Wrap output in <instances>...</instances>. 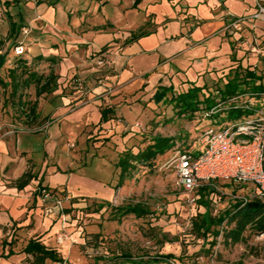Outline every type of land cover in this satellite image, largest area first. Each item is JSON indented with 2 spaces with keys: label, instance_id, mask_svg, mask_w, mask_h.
Masks as SVG:
<instances>
[{
  "label": "rangeland",
  "instance_id": "374dc122",
  "mask_svg": "<svg viewBox=\"0 0 264 264\" xmlns=\"http://www.w3.org/2000/svg\"><path fill=\"white\" fill-rule=\"evenodd\" d=\"M1 1H9V6H0V55L4 57L0 77L6 84L5 88L0 87V137L7 132L12 135L22 131L46 132L61 112L50 115V109L45 112L42 109L43 114H39L40 105H55L54 99L51 100L53 96L68 99L69 112L57 121L63 126V133L52 138L54 144L49 149L51 167L58 165L64 175L76 178L78 187L86 182L91 186L88 190L93 192L97 191L94 184L98 183L111 190L104 199L70 198L66 191H55L62 198L61 213L69 212L70 219L76 221L72 226V221L66 217L62 225L61 232L69 238L65 243L76 252L72 254L73 262L68 264H165L153 261L154 257L166 255L174 257L170 260L174 264H264V234L250 236L244 243L225 245L223 224L211 228L220 234L216 244L210 247L211 233L206 234L205 241L192 228V220L205 210L212 217H219L237 201L249 198L252 194L248 185L219 181L212 187L202 186L199 191L187 193L176 186L173 167L178 150L188 151L193 158L199 156L198 138L207 128L220 129L222 123L237 120L240 113L243 118L256 117L264 109V93L261 92L264 88L254 89V84L258 83L243 82L230 71L227 78L224 77L227 80L216 78L215 87L210 88H198L194 84L172 86L165 79L145 91L133 89L137 85L130 90L121 89L113 74L115 60L106 46L97 54L96 65L108 73L105 76L108 84L95 79L94 83L103 89L92 92L93 87L77 74H54L56 70L46 58L52 55L67 58L72 52L73 57L79 59L82 43L68 37L71 30L68 18L75 27L80 22L90 23L91 19L94 23L102 15L98 5L104 0H43L42 3L53 9L54 17L50 21L42 17L45 10L41 4L37 5L39 0ZM108 2L111 4V0ZM259 6L264 8L259 4L257 10ZM113 12L107 11L108 14ZM250 17L245 21L252 20ZM10 22L15 24L16 30L8 37ZM243 23L238 28L241 29ZM19 44L25 53L17 58L14 48ZM86 52L91 58L92 49ZM23 60L29 61L27 67L19 64ZM11 69H16L15 75L21 74L20 86L14 95L9 78ZM28 74L35 77L52 74L55 78L52 93L37 98L33 78L28 86L22 84ZM234 78L229 87L234 90L233 95L241 98L238 104L243 105L249 99L253 108L205 117L204 112L209 109L205 108L213 104L214 97L227 99L230 96L226 91ZM146 80L147 77H141L139 83ZM89 93L102 95L103 100L88 103ZM31 108L34 113L30 112ZM64 127L70 132L65 133ZM163 139H169L171 145H165L162 154L144 162L138 160L141 155L155 152ZM49 155L45 153V160ZM121 159H128L135 167L120 187L115 188L121 174L117 163ZM127 205H141L148 214L140 218L122 215L121 209ZM79 228L83 242L73 241V234ZM56 244L60 248L63 245L57 241Z\"/></svg>",
  "mask_w": 264,
  "mask_h": 264
},
{
  "label": "crops",
  "instance_id": "0c3cea01",
  "mask_svg": "<svg viewBox=\"0 0 264 264\" xmlns=\"http://www.w3.org/2000/svg\"><path fill=\"white\" fill-rule=\"evenodd\" d=\"M108 1H101L98 5V12L102 15L94 23L91 19L90 23L80 22L75 27L71 26L72 20L68 18L71 27L68 37L82 43V53L79 59L73 57L72 52L67 58L61 59L56 55L46 58L55 68L54 74H77L93 87L92 92L102 90L94 81L101 79L103 85H107L105 76L108 73L97 67V54L108 46L115 60L113 74L121 89L128 87L130 90L137 85L133 89L142 88L145 91L165 79L172 86L194 84L198 88H210L215 87L216 78H227L230 71L241 78L246 69L258 77L262 76L255 83L264 84V23L252 19L245 21L240 30L232 27L238 18L255 14L257 5L264 6V0H139L137 5H134L135 0H111V4ZM41 7L45 10L42 17L50 21L54 17L53 9L45 3H41ZM108 9L114 12L108 14ZM89 48L92 49L91 58L87 57ZM141 77H147V80L139 83ZM51 98L56 104L44 107L39 103L38 113L43 114L42 109L43 112L50 109V115L61 114L46 132L31 134L22 131L14 135L7 132L0 137V264H33V256L23 250L29 240L35 239L61 254L63 259V263L45 260L44 264L73 262L72 254L76 255L73 247L71 249L69 244L64 243L60 248L55 241L62 229V219L68 217L72 221L69 212L64 213L62 218L54 214L45 215L38 195L39 188L63 190L70 194V198L93 196L104 199L111 193L110 189L98 183L94 184L98 189L93 192L88 190L90 185L86 182L78 187L76 178L64 175L58 165L51 167L49 154L52 152L49 149L54 144L52 138L63 133V126L57 121L69 112L68 99ZM89 98L88 103L103 100L102 95L92 96V93H89ZM239 98L214 97L213 104L206 106L205 109H209L204 113L213 110L212 114H227L237 110L242 105L238 104ZM42 100L45 102L44 98ZM236 118L234 122L243 119V116ZM231 123L226 121L220 127ZM63 129L65 133L70 132L67 127ZM45 153L49 155L46 160ZM24 175H28L29 179L23 180ZM219 181L224 180L203 186L212 187ZM247 188L251 191L250 186ZM200 189L202 187L196 191ZM73 225L76 221H72ZM77 230L73 241L80 242L82 229Z\"/></svg>",
  "mask_w": 264,
  "mask_h": 264
},
{
  "label": "built area",
  "instance_id": "2783aa9c",
  "mask_svg": "<svg viewBox=\"0 0 264 264\" xmlns=\"http://www.w3.org/2000/svg\"><path fill=\"white\" fill-rule=\"evenodd\" d=\"M250 18L264 22V8L259 6ZM245 20V17L238 18L232 23V27L240 30L238 27ZM24 53L22 45L15 46L16 57H21ZM253 106V103H246L236 109L247 111ZM212 113L213 110L205 113V117ZM198 146L200 154L197 158H193L186 150H178L176 153L173 167L179 189L193 193L206 183L224 180L248 185L253 197L264 200V109L256 117L243 118L217 130L206 129L198 138ZM38 195L44 205L45 215L54 214L60 218L64 216L61 213L62 198L57 192L42 187L38 189ZM63 223L65 219H62V225ZM56 241L62 245L69 241L68 235L61 232ZM165 264L174 262L168 260Z\"/></svg>",
  "mask_w": 264,
  "mask_h": 264
},
{
  "label": "trees",
  "instance_id": "16d2710c",
  "mask_svg": "<svg viewBox=\"0 0 264 264\" xmlns=\"http://www.w3.org/2000/svg\"><path fill=\"white\" fill-rule=\"evenodd\" d=\"M43 0H39L37 3L41 4ZM139 0L134 1V5H137ZM0 6H9V1L2 2L0 0ZM16 30L15 24L10 22L9 26V33L8 37H10ZM20 58V57H17ZM41 59V57H37V60ZM19 64L23 67H27V61H19ZM16 69H11L9 71V78H10V86L12 88V94L14 95L19 86H20V78L21 74L19 76L15 75ZM243 76L241 78L238 77V79H241L243 82H251L255 83L257 80H261L262 76L258 77L254 72L246 69L245 72H243ZM33 78V82L35 83V95L36 97L41 96L44 93H49L53 91L54 87H52L55 78L52 74L48 75V77H44L42 75L40 76H33L29 75L27 78L22 80L23 86H28L31 84ZM235 78L231 80V82L228 83V88L226 93L230 96L228 98H231L234 94V90L229 87L234 82ZM239 84V83H237ZM0 87H6V84L0 77ZM254 89L264 88V86H261V84H254ZM264 93V89L262 91ZM235 111H241L239 109ZM31 113H34V109H30ZM242 115L241 113L238 114V117ZM163 143H159L155 150V152H152V154H145L141 155L138 159L141 162H144L145 160H148L150 157L153 158L158 154H162L164 152L163 148L168 147L167 145H171V141L169 139H163ZM117 167L120 168L121 174L120 179L115 188L120 187L122 184V181L125 177H129L131 175V170L135 167L134 163H131V161H128V159H121L117 163ZM29 179L28 175H24L23 180ZM207 187V186H206ZM122 215H134L135 217H143L148 214V211L146 209H143L141 205H127L126 207H123L121 209ZM224 224V228L222 229L223 234V243L225 245L228 244H237V243H244L246 242V239L253 235H260L264 234V200L258 199L253 197L252 195L249 198H246V201H237L229 210H226L221 216L219 217H212L207 210L202 213L199 217L192 220V228L194 231H196L200 237L204 238L206 241V234L211 233L213 240L209 242V246L213 247L216 244V238L220 234V231L212 230V227H219ZM247 234V236H246ZM23 252L27 255L33 256V264H44L45 260H50L52 262L56 263H63V259L60 257V255L52 249L46 248L44 245L39 243L38 240H29L26 247L24 248ZM174 257L170 255L166 256H158L154 257L153 263L156 262H162L165 263L168 260H172ZM131 260V258L129 259ZM174 260V259H173ZM240 264V263H239Z\"/></svg>",
  "mask_w": 264,
  "mask_h": 264
},
{
  "label": "water",
  "instance_id": "95a60500",
  "mask_svg": "<svg viewBox=\"0 0 264 264\" xmlns=\"http://www.w3.org/2000/svg\"><path fill=\"white\" fill-rule=\"evenodd\" d=\"M3 61H4V57L0 55V66L2 65Z\"/></svg>",
  "mask_w": 264,
  "mask_h": 264
}]
</instances>
